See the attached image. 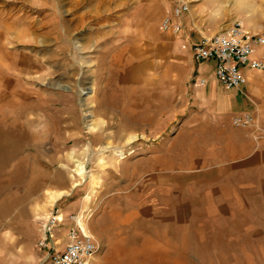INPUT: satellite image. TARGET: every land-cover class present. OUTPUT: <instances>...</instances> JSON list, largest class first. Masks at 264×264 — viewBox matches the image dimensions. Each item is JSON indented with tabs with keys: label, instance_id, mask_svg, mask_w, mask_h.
<instances>
[{
	"label": "rangeland",
	"instance_id": "1",
	"mask_svg": "<svg viewBox=\"0 0 264 264\" xmlns=\"http://www.w3.org/2000/svg\"><path fill=\"white\" fill-rule=\"evenodd\" d=\"M183 1L199 33L264 35V0ZM156 2L0 0V264H51L52 209L88 217L92 264H264V174L219 173L188 55L146 38L172 7Z\"/></svg>",
	"mask_w": 264,
	"mask_h": 264
},
{
	"label": "crops",
	"instance_id": "2",
	"mask_svg": "<svg viewBox=\"0 0 264 264\" xmlns=\"http://www.w3.org/2000/svg\"><path fill=\"white\" fill-rule=\"evenodd\" d=\"M154 1H157L156 4L159 7L166 6V0ZM169 1L172 7L158 25L161 32L157 35L149 33L146 36L152 43L150 47L153 48V40L157 39L155 40L156 51L169 49L172 52L188 55L187 62L191 66L190 74L186 76L190 79L188 94L192 104L199 109L198 112L205 115L203 118L193 120V124L198 126L201 134L208 135L210 144L214 140L215 147L218 149V158L221 160L222 169L219 173L224 174V180L230 179L234 184L242 182L245 176L254 180L257 175L264 174V70L242 67L245 83L239 88H227L215 77L213 61L197 62L192 57L191 45L200 38V33L194 29V25L189 23L190 9L183 15V27L180 32L173 33L161 28L164 18L170 17L175 20L173 9L180 0ZM145 3L149 6L147 1ZM242 21L246 29L263 35L258 26L245 19ZM232 23L224 28L212 27L208 33L226 29ZM253 56L264 61V45L256 47ZM208 66L211 72L207 74L202 68ZM199 79H204L205 83L199 84ZM241 113L252 114L262 128L258 140L253 138L252 129L232 125V116ZM257 179L261 181V177Z\"/></svg>",
	"mask_w": 264,
	"mask_h": 264
},
{
	"label": "built area",
	"instance_id": "3",
	"mask_svg": "<svg viewBox=\"0 0 264 264\" xmlns=\"http://www.w3.org/2000/svg\"><path fill=\"white\" fill-rule=\"evenodd\" d=\"M189 12V4L179 1L170 17L163 19L161 28L178 33L183 27L182 18ZM264 45V36L246 29L243 23L235 20L228 28L213 33H200V38L192 43V57L197 62L213 61L215 77L227 88H239L246 79L242 67L264 70V61L253 56L256 47ZM204 79H199L203 85ZM235 127L252 129L253 138L258 140L262 128L249 113L232 116ZM86 216L75 213L63 217L58 209H52L41 223V234L37 245L45 252L51 264H92L99 246L94 236L86 228ZM67 220L71 226L66 232V243L56 236V229Z\"/></svg>",
	"mask_w": 264,
	"mask_h": 264
}]
</instances>
